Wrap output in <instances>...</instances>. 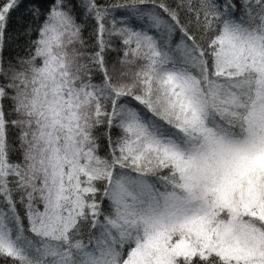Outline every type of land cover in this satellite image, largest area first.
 I'll return each mask as SVG.
<instances>
[{"label":"snow or ice","instance_id":"1","mask_svg":"<svg viewBox=\"0 0 264 264\" xmlns=\"http://www.w3.org/2000/svg\"><path fill=\"white\" fill-rule=\"evenodd\" d=\"M0 264H264V0H0Z\"/></svg>","mask_w":264,"mask_h":264},{"label":"trees","instance_id":"2","mask_svg":"<svg viewBox=\"0 0 264 264\" xmlns=\"http://www.w3.org/2000/svg\"><path fill=\"white\" fill-rule=\"evenodd\" d=\"M103 2H106V3H114V2H116V0H103ZM22 11H23V9H21V12ZM21 12L14 13V19L15 18H18L19 15L21 14ZM11 27H12V29H14L15 28V23H13ZM87 35H88V33H85V36L86 37H87Z\"/></svg>","mask_w":264,"mask_h":264}]
</instances>
